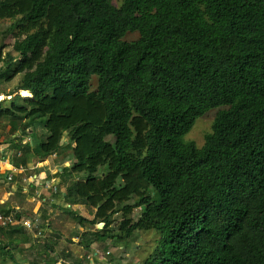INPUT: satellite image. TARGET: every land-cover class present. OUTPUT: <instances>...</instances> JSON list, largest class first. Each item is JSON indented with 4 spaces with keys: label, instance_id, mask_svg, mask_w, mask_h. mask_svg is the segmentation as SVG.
Masks as SVG:
<instances>
[{
    "label": "trees",
    "instance_id": "obj_1",
    "mask_svg": "<svg viewBox=\"0 0 264 264\" xmlns=\"http://www.w3.org/2000/svg\"><path fill=\"white\" fill-rule=\"evenodd\" d=\"M120 2L0 0L14 54L0 46V86L17 79L0 91L11 165L71 157L57 173L65 203L95 211L63 213L103 225L84 233L87 250L153 230L138 264H264V0ZM212 110L203 146L184 141ZM18 245L0 242L1 261Z\"/></svg>",
    "mask_w": 264,
    "mask_h": 264
},
{
    "label": "rangeland",
    "instance_id": "obj_2",
    "mask_svg": "<svg viewBox=\"0 0 264 264\" xmlns=\"http://www.w3.org/2000/svg\"><path fill=\"white\" fill-rule=\"evenodd\" d=\"M120 3V0H114V4L117 6ZM9 25L10 22L8 20L0 19V46H2L1 52L3 57L6 54L14 55L12 52L13 40L7 34ZM133 38V36L127 37L129 40ZM16 81L17 79L10 84L0 86V91L7 94L9 91L13 90ZM4 94H1L0 96L5 98L6 96ZM18 96L24 98L20 91L18 92ZM216 112L217 110H212L202 118L198 119L191 131L184 137V141L194 142L198 148L202 147L205 135L211 131ZM42 134L45 135V131H42L40 128L35 130L37 140H40L43 137ZM16 137L17 135H12L8 126L0 127V149H3L12 160L19 156V151L17 150L16 145H10L7 143ZM28 141L29 138L26 137L23 140V144ZM64 160L71 161L72 159L69 155L65 159H62V157L51 156L44 161H38L36 158H33L31 163L27 168H24L22 173L17 172L13 175L12 181L10 182L13 183L14 186L19 185L21 187H26L29 194L31 193V196L41 200V197L36 196L37 194H35L34 187H30V185H32L31 179L36 171L39 172L41 170L43 172L44 169L51 167L52 170L48 171V176L45 179L49 181L53 180L54 183H57L56 192L54 191V194L52 189H47L44 190L43 195H45L48 200H51V198L55 196V201L52 208H48L49 210L45 209L43 206L39 207L41 219L44 220V222L45 220L49 221V228L42 231L43 236L41 238H35L31 235V242L27 243V247L21 246L22 248L18 247L16 251H13L15 258L14 262L8 259L1 261L0 258V264H54L50 260H54V262H56L55 264H59L61 261H65L68 264H138L142 262L151 253L152 248L158 241V234L153 230L138 231L125 243L112 244L108 241L95 244L88 250L84 248V245L81 243L82 241H85L86 238L84 237V233L87 234L98 231L102 229L103 226L96 222L94 225H88L87 228H83L80 227L76 221L68 218L63 213L64 209L70 208L80 216L91 220L95 211L92 208L79 204L69 207L64 204L61 194L65 192V188L57 177V173L60 172L58 170L60 167H67L71 164V162H64ZM47 161L49 164L47 167H44V162ZM5 169L8 170L9 168L6 167ZM2 181L3 182L0 183V185L7 182L5 178ZM74 198H77V196L75 195ZM47 203L50 202L48 201ZM132 203L133 201H130L128 204ZM23 208V213L26 216H31L30 211H33V206L28 204L23 205ZM137 212L138 211L133 212L131 216L132 220L136 219ZM120 215L121 214H117L114 216L115 224L121 220ZM45 244L50 245L51 248H44Z\"/></svg>",
    "mask_w": 264,
    "mask_h": 264
},
{
    "label": "crops",
    "instance_id": "obj_3",
    "mask_svg": "<svg viewBox=\"0 0 264 264\" xmlns=\"http://www.w3.org/2000/svg\"><path fill=\"white\" fill-rule=\"evenodd\" d=\"M0 151H2V154L0 155V177H1V175L5 174V173L8 174L10 168L14 167V166L11 165V161H12L11 157L9 155H7L3 149H0ZM47 162H44V165H43L44 167H47V165L49 164V162L48 163ZM68 162L72 163V160L68 161ZM6 167H8L9 169L6 170L5 169ZM39 169H41V168H39ZM49 170L51 171L52 168L48 167V168L44 169L43 172L41 170L39 172L36 171V173L33 175V177H35L36 182H31L32 185H30V187H34L35 194H37L36 196L41 197V200H38L36 197L31 196L30 195L31 193L29 194V191L26 187H21L19 185L14 186V184L11 182H6V183H3L0 185V206H5L4 210L11 211L10 212V214H11V213H14L15 210H19V209L22 210L23 205H28V204L32 205L33 211H30L31 216H26L25 214H23L21 217L29 218L32 220H38L40 223L41 232L43 230L47 229V226H49V221L45 220V222H44V220L41 219L39 207L43 206L45 209H48V208L50 209V208H52V205L55 201V199H54L55 196L53 198H51V200H48L45 197V195H43V192H44V190H47V189H52L53 192L54 191L56 192V187H57V183H54L53 180L49 181V180L45 179L48 176ZM58 170L60 171L61 167ZM2 182L3 181L0 178V183H2ZM45 185H47V187H45ZM55 192H54V194H55ZM65 192H66V189H65ZM65 192H63L61 194V196H62V199L64 201V204L69 207L70 205L65 203V200L63 197ZM48 201L50 203H47ZM73 206H75V205H73ZM15 228L21 230L20 231L21 233L7 234V236H5V238H3V236L0 234V242H4L7 245H11V247L19 244L17 246V248L18 247L22 248L23 246L27 247V243L31 242V239H30L31 235L35 238H37V237L41 238L43 236V235L37 236L36 231H28L21 226H16Z\"/></svg>",
    "mask_w": 264,
    "mask_h": 264
},
{
    "label": "built area",
    "instance_id": "obj_4",
    "mask_svg": "<svg viewBox=\"0 0 264 264\" xmlns=\"http://www.w3.org/2000/svg\"><path fill=\"white\" fill-rule=\"evenodd\" d=\"M3 98L4 97L0 96V101L3 100ZM1 154L2 151H0V155ZM23 171H24L23 167H19V168L11 167L6 177L7 182L12 181V177L15 173L17 172L22 173ZM31 182H36L35 177L31 179ZM45 187H47V185H45ZM16 226H21L28 231H36L37 236L42 235L40 229V223L38 220H32L25 217L17 218L15 213H11L8 215L0 213V229L8 230L9 228H13Z\"/></svg>",
    "mask_w": 264,
    "mask_h": 264
},
{
    "label": "bare ground",
    "instance_id": "obj_5",
    "mask_svg": "<svg viewBox=\"0 0 264 264\" xmlns=\"http://www.w3.org/2000/svg\"><path fill=\"white\" fill-rule=\"evenodd\" d=\"M24 98L32 97L28 91H21ZM42 191V190H41Z\"/></svg>",
    "mask_w": 264,
    "mask_h": 264
},
{
    "label": "water",
    "instance_id": "obj_6",
    "mask_svg": "<svg viewBox=\"0 0 264 264\" xmlns=\"http://www.w3.org/2000/svg\"><path fill=\"white\" fill-rule=\"evenodd\" d=\"M101 226H103V225H101Z\"/></svg>",
    "mask_w": 264,
    "mask_h": 264
}]
</instances>
